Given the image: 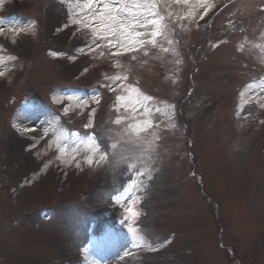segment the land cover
Instances as JSON below:
<instances>
[{"label":"rangeland","instance_id":"374dc122","mask_svg":"<svg viewBox=\"0 0 264 264\" xmlns=\"http://www.w3.org/2000/svg\"><path fill=\"white\" fill-rule=\"evenodd\" d=\"M2 1L0 14L23 0ZM227 1L155 0L161 34L137 37L142 46L97 38L77 0L0 15V264H73L84 211L119 163L144 173L115 198L126 235L108 227L81 264L116 252L115 264H264V83H248L264 75V21H253L264 0H238L211 22ZM67 25L84 47L69 44ZM252 102L262 110L243 116ZM11 128L32 143L17 145ZM154 173L164 178L147 197ZM162 240L163 255H141Z\"/></svg>","mask_w":264,"mask_h":264},{"label":"snow or ice","instance_id":"6c2138e0","mask_svg":"<svg viewBox=\"0 0 264 264\" xmlns=\"http://www.w3.org/2000/svg\"><path fill=\"white\" fill-rule=\"evenodd\" d=\"M179 2V0H178ZM187 2V0H185ZM2 3V0H0ZM77 5L80 11L83 12L85 9H91L90 18L88 24L85 27H92L94 34L99 39H106L108 36H116L119 33L120 38L125 40L132 46L144 45L146 41L137 40V37L144 35H149L152 37L148 43L155 44V37L161 34V28L157 20L149 19V16L157 15L154 9L158 7L155 0H126V2H121L119 4L104 3L103 0H87L84 4H79L77 0ZM76 23H81L80 20H76ZM149 25L153 27V31L149 33H141L139 31H134L137 27L147 28ZM112 43V41H108ZM242 50V47H241ZM135 58V57H133ZM0 75H3L0 72ZM119 79V77H116ZM249 88L256 87V85H249ZM243 95V93H242ZM124 97L118 96L117 100L122 101ZM117 124L120 120L115 121ZM132 128L133 132L138 133L143 129L139 126H129ZM116 145L113 144L112 148ZM107 154H102L100 159H106ZM92 161L89 160V163ZM134 167V165H130ZM140 172L138 175H143ZM150 178V177H149ZM117 202H120V198H117ZM133 216L138 215V213L133 212L131 208L127 209ZM129 231L136 234L138 230L135 227L130 226Z\"/></svg>","mask_w":264,"mask_h":264},{"label":"bare ground","instance_id":"6f19581e","mask_svg":"<svg viewBox=\"0 0 264 264\" xmlns=\"http://www.w3.org/2000/svg\"><path fill=\"white\" fill-rule=\"evenodd\" d=\"M3 2V1H2ZM116 257L119 258V254L116 252L114 255H113V258L114 259H111L110 262H107L106 264H115V261H116Z\"/></svg>","mask_w":264,"mask_h":264}]
</instances>
